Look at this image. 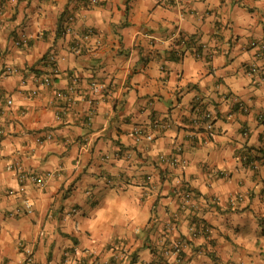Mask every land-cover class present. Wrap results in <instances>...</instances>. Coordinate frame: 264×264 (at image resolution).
I'll return each instance as SVG.
<instances>
[{
	"label": "crops",
	"instance_id": "0c3cea01",
	"mask_svg": "<svg viewBox=\"0 0 264 264\" xmlns=\"http://www.w3.org/2000/svg\"><path fill=\"white\" fill-rule=\"evenodd\" d=\"M180 35L195 46L172 59ZM50 55L58 74L38 86ZM0 96V264H27L19 244L32 264H148L164 237L188 240L185 264H264V0H0ZM205 112L213 131L192 138ZM177 148L184 167L161 162ZM16 165L56 174L27 186L30 214L10 217ZM184 191L209 237L190 239Z\"/></svg>",
	"mask_w": 264,
	"mask_h": 264
},
{
	"label": "built area",
	"instance_id": "2783aa9c",
	"mask_svg": "<svg viewBox=\"0 0 264 264\" xmlns=\"http://www.w3.org/2000/svg\"><path fill=\"white\" fill-rule=\"evenodd\" d=\"M92 5L96 4V0H90ZM72 24H73V17L69 16L66 18L65 22L62 25V35H68L72 30ZM90 33L85 36V39H88ZM178 38V37H177ZM175 40V39H174ZM182 44V42H181ZM17 46L21 45H27V41L25 38H23L21 41L16 43ZM79 52L76 51L75 53ZM47 63L49 64V74L46 76H41L36 78L35 82L38 86H45L49 87L52 84V77L56 76L58 74V69L56 65V59L54 56L50 55L47 58ZM16 70H13L11 68L6 69L5 73L13 74ZM254 70H252L253 72ZM102 89V86L99 85L97 82H92L90 84V91L95 94L99 93ZM37 91L33 90L31 91V96H36ZM58 96L61 97V94ZM1 100V96H0ZM8 105L11 104L10 101L7 102ZM238 109L241 112H246L245 107L242 105V103H237ZM193 126L198 127L202 125V130L200 128L199 131L194 132V135H192V138L196 137H204L205 135L208 136L213 131V118L210 113H203L201 116V120L195 119L192 122ZM156 127H160L162 129H166L169 127L168 122H162L156 126H153L155 129ZM5 136V131L0 128V139ZM133 136L137 141L145 140L147 142H151L153 140V133L152 131H147L143 128H135L133 130ZM51 139V135L46 134L44 136H36L34 138V143L37 145H40L44 142V140ZM177 153L171 155L169 157H160V160L162 163L172 167V168H181L186 165V161L181 156V150L177 148ZM245 162V160H243ZM253 167H256L255 162L253 163ZM14 170L17 174V181H18V188L15 190V192H10L11 195H18L19 198H21V205L17 206L13 210L9 212L10 217H19L23 215L30 214L32 212V204L29 202V200L26 197V188L28 185H33L37 187L38 189H43L47 182L52 179L55 176V172H46L43 174H34L26 171L21 166L16 165ZM149 180V179H148ZM198 209V205L193 199V196L191 192L184 191L181 195V202L178 206V210L180 213H184L186 211H189L192 214V217L190 218L189 225H188V235L190 239H195L199 237H209L210 235V227L203 223H197L194 222L196 219H200L196 214H194ZM76 210L72 209L66 213V217H70L71 215L76 214ZM176 213L172 216V219L167 221L164 226L165 233H171L173 232L180 222V213ZM161 241V247L159 251H156L153 253V260L150 261L148 264H185L186 262V251L188 249L189 242L188 240L184 238H179L177 240H171L170 243H165L166 239L165 237L160 240ZM113 248L120 247L117 243H113L111 245ZM19 248L21 249L24 261L27 264L33 263V252L32 249L25 247L22 244H19ZM121 250V249H118ZM77 264V263H75ZM91 264H105L102 262H97L96 259L92 260Z\"/></svg>",
	"mask_w": 264,
	"mask_h": 264
},
{
	"label": "trees",
	"instance_id": "16d2710c",
	"mask_svg": "<svg viewBox=\"0 0 264 264\" xmlns=\"http://www.w3.org/2000/svg\"><path fill=\"white\" fill-rule=\"evenodd\" d=\"M90 4H91V2H90ZM58 32H59V34H62V32H63V29H62L61 25H60V27L58 29ZM181 42H182V44H181ZM173 46H174V48L169 52V54H170L172 59H177L178 60L179 58L184 56V52L186 50L191 49V48H193L195 46V39L194 38H184L183 36L180 35L178 38H176L173 41ZM197 50H199V47H197ZM46 60H47V58L43 59L44 63L49 66V64L47 63ZM158 124H160V123H158V122L157 123H155V122L153 123V125H158ZM249 151L250 150L244 151V153L242 154L244 156L241 157L242 160H245V162H243V165L245 167L253 166L254 161L256 159H258L257 156H252ZM194 222L205 224L201 219H196Z\"/></svg>",
	"mask_w": 264,
	"mask_h": 264
}]
</instances>
